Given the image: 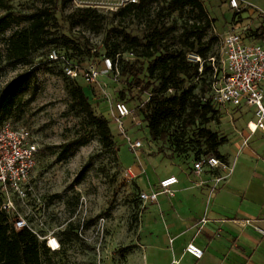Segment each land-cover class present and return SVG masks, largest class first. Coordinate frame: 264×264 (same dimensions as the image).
I'll list each match as a JSON object with an SVG mask.
<instances>
[{
    "label": "rangeland",
    "instance_id": "rangeland-1",
    "mask_svg": "<svg viewBox=\"0 0 264 264\" xmlns=\"http://www.w3.org/2000/svg\"><path fill=\"white\" fill-rule=\"evenodd\" d=\"M57 21L53 24L49 38L67 35L80 45L91 48L99 55L89 59L101 72L98 84L88 85L78 80L97 114L109 121L116 143L105 146L99 136L91 130L71 106L59 66L47 61L52 46L38 50L35 54L36 69L19 66L7 69L0 76V96L13 82L14 107L7 119L17 126L26 127L38 138L40 151L33 173L35 189L39 197V219L31 217L38 230L40 242L48 251L42 264H137L132 263L143 255L141 227L146 203L140 199L146 163L157 155L165 159L187 163L172 153L168 146L154 142L139 111L148 95L129 84L122 76L120 65L115 63L114 72L106 71V43L113 40L114 32L96 34L81 28H70L63 20L79 7L97 8L109 20H116L113 12L120 8L122 0H56ZM241 11L231 8L230 0H204L211 27L207 30L205 44H210L211 54L222 57L224 35L234 29L245 34L264 26V0H246ZM48 4V0H13L7 9H0V63L7 53V40L16 31L28 27V16ZM154 8H158L157 5ZM63 12V13H62ZM193 18L192 13L175 14L174 21L181 27L184 20ZM193 20V19H192ZM7 24L6 26H4ZM128 30L143 37L145 27L140 23H129ZM65 50L61 43L54 45ZM56 47V48H57ZM124 58L134 62L135 57ZM44 62V63H41ZM20 80V81H18ZM126 101L133 112L124 120L125 135L118 128L112 115V105ZM132 98V99H131ZM253 113L246 105L235 108L228 104L221 110L219 122L209 127L223 135L237 128V119H245ZM236 119V120H235ZM129 138V140H128ZM141 141L142 148L136 152L130 144ZM164 160V159H163ZM133 175L130 174V169ZM142 180L140 181V179ZM131 262V263H130Z\"/></svg>",
    "mask_w": 264,
    "mask_h": 264
},
{
    "label": "trees",
    "instance_id": "trees-1",
    "mask_svg": "<svg viewBox=\"0 0 264 264\" xmlns=\"http://www.w3.org/2000/svg\"><path fill=\"white\" fill-rule=\"evenodd\" d=\"M12 1L0 0V9H7ZM155 5L158 8H154ZM57 10V1L48 0L47 5L28 16V27L8 38L7 53L2 57L5 63H0V76L7 69L19 66L30 67L25 76L34 73L36 52L52 45L51 49L63 52L80 65L99 55L67 35H62L61 40L49 38L57 21ZM185 13H192L193 20H184L181 27L176 21L168 24L173 15L183 17ZM112 14L116 20H109L97 8L79 7L64 14L63 20L72 29L81 28L96 34L114 32L113 40L106 43L102 65L106 58L111 59L113 65L118 62L120 74L128 79L129 84L148 95L139 113L154 142L168 146L175 155L192 158L193 162L215 156L227 163L220 149L228 143V137L209 127L213 122H219L221 116V109L212 99V86L221 71V55L211 54L210 44L204 42L212 25L204 0H139L137 4L126 5ZM137 22L145 27L143 37L134 36L128 30L129 23ZM246 35L250 41L263 40L264 26ZM58 43L65 50L54 47ZM125 54L134 56L135 61L126 60ZM192 54L200 57L201 62L190 61L189 55ZM53 64L59 66L77 116L105 146H113L116 141L110 121L96 113L78 80L67 77L59 64ZM16 83L13 82L0 96V123L7 121L12 113ZM120 97V101L127 103L123 101L124 92ZM47 251L37 235L29 230H16L11 218L0 209V264H42Z\"/></svg>",
    "mask_w": 264,
    "mask_h": 264
},
{
    "label": "crops",
    "instance_id": "crops-1",
    "mask_svg": "<svg viewBox=\"0 0 264 264\" xmlns=\"http://www.w3.org/2000/svg\"><path fill=\"white\" fill-rule=\"evenodd\" d=\"M254 120V113L237 119L220 149L233 169L230 174L206 167L197 175L195 162L162 155L146 163L141 193L160 190V182L171 176L178 183L174 197L161 194L157 202L146 203L143 255L132 263L264 264V234L258 231H264V133L250 131ZM218 176L227 178L216 184ZM190 243L204 251L202 259L185 253Z\"/></svg>",
    "mask_w": 264,
    "mask_h": 264
},
{
    "label": "built area",
    "instance_id": "built-area-1",
    "mask_svg": "<svg viewBox=\"0 0 264 264\" xmlns=\"http://www.w3.org/2000/svg\"><path fill=\"white\" fill-rule=\"evenodd\" d=\"M138 1L122 0L120 8L137 4ZM242 2L251 5L246 0H230V6L239 12L243 8ZM47 60L59 64L64 74L71 79H83L88 85L99 83L101 72L96 64H77L57 49L49 51ZM189 60L201 62L200 57L193 54L189 55ZM103 65L107 72H114L111 59L106 58ZM212 89L213 102L221 110L228 104L235 108L246 105L253 109L254 127L251 126L252 123L248 127L252 132L260 130L264 133V39L250 41L240 29L227 32L222 40L221 71ZM112 115L118 128L127 137L124 133V120L133 115L129 105L122 101L114 102ZM140 148L142 143L139 140L130 144V149L134 152ZM39 151L38 138L31 130L8 120L0 123V209L11 218L16 230H29L38 237V230L30 218L34 216L39 219L36 211L40 200L33 178ZM206 167L227 169L229 174L233 170L228 164L212 156L196 161L194 172L201 175ZM129 173L133 175L131 171ZM227 176L216 177L215 183H221ZM177 183V177H168L160 182V190L141 193L140 199L144 203H153L157 202L161 194L174 197L173 186ZM258 231L264 234V231ZM185 253L198 260L204 256V251L193 243L187 245Z\"/></svg>",
    "mask_w": 264,
    "mask_h": 264
}]
</instances>
